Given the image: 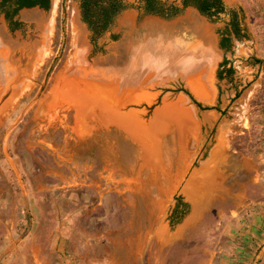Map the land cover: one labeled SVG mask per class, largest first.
Segmentation results:
<instances>
[{
    "label": "rangeland",
    "instance_id": "374dc122",
    "mask_svg": "<svg viewBox=\"0 0 264 264\" xmlns=\"http://www.w3.org/2000/svg\"><path fill=\"white\" fill-rule=\"evenodd\" d=\"M53 1L21 8L15 29L0 12V234L13 221L19 237L32 228L28 236L53 246L47 264L63 236L81 264H245V220L264 200V62L255 61L264 59V0H222L242 8L247 31L227 51L217 45L227 14L203 21L187 6L158 25L141 0H121L94 52L79 0H56L50 51L36 67ZM30 36L20 76L12 53ZM160 37L174 41L164 50L176 58L201 51L207 72L189 81L176 63L140 73L129 46L147 40L164 52ZM223 57L233 72L218 80ZM179 87L219 110L199 109ZM176 193L190 211L170 230Z\"/></svg>",
    "mask_w": 264,
    "mask_h": 264
},
{
    "label": "trees",
    "instance_id": "16d2710c",
    "mask_svg": "<svg viewBox=\"0 0 264 264\" xmlns=\"http://www.w3.org/2000/svg\"><path fill=\"white\" fill-rule=\"evenodd\" d=\"M142 9L147 14H154L162 18H171L177 15L181 9L187 6L196 8L200 14L210 20H215L220 14H227L228 20L226 26L219 31L217 45L223 51L231 48L232 38L241 39L247 36V31L242 25L243 10L241 7H227L222 0H179L180 5L171 4L165 6L160 0H141ZM38 6L44 10L50 6V0H0V12L3 13L7 25L11 29L18 28L20 22L14 18L15 14L24 7ZM125 4L121 0H79V8L82 21L91 32L90 43L93 46V52L96 51L94 37L107 30L113 22L114 16L123 8ZM256 62H264V59H255ZM233 72L232 66L227 58L223 57L218 63L215 76L218 80L227 77L230 78ZM186 93L192 103L199 109L219 110L217 105H203L191 95L187 89H176ZM238 93H235L237 96ZM158 102V99H157ZM154 104L150 106L153 107ZM196 160V159H195ZM195 160L192 165L195 164ZM173 204L167 211L166 220L170 230H173L190 211V204L184 200L180 193L173 196Z\"/></svg>",
    "mask_w": 264,
    "mask_h": 264
},
{
    "label": "crops",
    "instance_id": "0c3cea01",
    "mask_svg": "<svg viewBox=\"0 0 264 264\" xmlns=\"http://www.w3.org/2000/svg\"><path fill=\"white\" fill-rule=\"evenodd\" d=\"M256 209L250 212L251 219L245 225L243 236L248 247L242 246V249H248L246 259L242 262L245 264H264V200L258 202ZM65 224V219L62 221ZM16 221L7 226V232L0 234V264H47L49 260L46 252L53 250L50 243L35 241L30 235L31 229L26 230L25 237H19V226ZM63 227V228H62ZM60 227V233H67L66 227ZM36 229V228H35ZM33 230L34 233L37 231ZM72 234L76 233V228L71 230ZM32 238V239H31ZM244 242V243H245ZM80 250L76 241L66 243V238L60 240L56 247V264H81ZM55 257V256H54Z\"/></svg>",
    "mask_w": 264,
    "mask_h": 264
},
{
    "label": "bare ground",
    "instance_id": "6f19581e",
    "mask_svg": "<svg viewBox=\"0 0 264 264\" xmlns=\"http://www.w3.org/2000/svg\"><path fill=\"white\" fill-rule=\"evenodd\" d=\"M58 2V1H57ZM58 6V5H57ZM56 0L53 1V4H52V9L50 10V13H49V17L47 19V22H46V29H45V40H46V43L44 44V46L41 48V51L39 53V58H38V62H35V66L37 67V64H40V62L42 60H44V58H46L49 54V48L47 46V43L49 42V38L53 32V28H54V19H55V15H56ZM189 22H191V20H193L194 18L192 19H189V18H186ZM195 26H196V29H200V28H203L202 27V23L195 18ZM177 22V21H175ZM173 22V23H175ZM151 23L148 22L147 23V27H151V25H149ZM171 23V24H173ZM187 27V25H185ZM154 28L157 27V26H153ZM151 29V28H150ZM149 29V30H150ZM148 30V31H149ZM199 32V30H198ZM79 37V36H78ZM43 38V37H42ZM75 36H74V32H73V40H74ZM161 38V37H160ZM174 42L172 39H169L167 40L166 38H161L159 40V42L157 43V45H165L163 46V50L167 47L168 48H173L170 44ZM43 43V42H42ZM41 43V44H42ZM177 43H179V41H177ZM181 44V43H179ZM184 45V47H183ZM182 48L189 50V48L192 46L191 44L190 45H187V43H182ZM180 46V47H181ZM138 47V49H137ZM154 47V46H153ZM151 45V43L149 41H142L141 45H136L134 44L133 46H129V49L131 51V53L133 52H136L134 54V60H136V65H138V68H139V72L143 74H147L148 71H151L153 69H156L157 67L159 68H162L164 69L165 67H170V68H175V64L178 63L180 68H182V72L183 74L188 78L189 81H191V78H194V77H191L190 75H193V73L195 72H199L200 69L199 68H203L205 66H208L209 68V60H208V64H207V60L205 61L204 60V57L200 51V54L198 56H194L191 54L190 51H187V55H185L184 57L182 58H176L175 55H174V50H172L171 52L167 51V50H164V52L162 50H154ZM7 49V48H6ZM173 55V56H172ZM203 57V58H202ZM175 59V60H173ZM174 61V62H173ZM176 61V62H175ZM34 66V65H33ZM201 66V67H200ZM158 68V69H159ZM204 69V68H203ZM160 70V69H159ZM94 71V70H93ZM138 72V73H139ZM204 72H207V70H203V72L201 71L199 73L200 77L202 74H204ZM105 73V72H104ZM109 73V72H108ZM103 76V75H102ZM107 76V74H106ZM194 76V75H193ZM109 78V77H108ZM104 79V77L102 78ZM100 80H101V77H100ZM106 83V82H104ZM109 83V82H108ZM107 84V83H106ZM22 90V89H21ZM100 91V90H99ZM198 94L200 95L201 93H199V91H197ZM250 92V91H249ZM207 93H203L202 95L204 96H207L206 95ZM64 95V94H63ZM250 95V94H249ZM18 97V96H17ZM208 98V96H207ZM226 127V126H225ZM228 127V126H227ZM229 128V127H228ZM224 129V128H223ZM232 129V128H231ZM234 130V129H233ZM223 132V131H222ZM224 135V134H223ZM228 135V134H227ZM230 136V135H229Z\"/></svg>",
    "mask_w": 264,
    "mask_h": 264
},
{
    "label": "water",
    "instance_id": "95a60500",
    "mask_svg": "<svg viewBox=\"0 0 264 264\" xmlns=\"http://www.w3.org/2000/svg\"><path fill=\"white\" fill-rule=\"evenodd\" d=\"M33 7H38V6H33ZM190 7H192V6H190ZM24 8L28 9V8H32V7H24ZM192 9L196 12L197 16H199L200 20L209 21V19L206 16L200 14V12L196 8L192 7ZM149 15H151V17L156 18V20H160L158 25H160V23H164V22H162V20L160 19L159 16L154 15V14H149ZM171 23H173V22H171ZM158 25H157V27H158ZM183 30H184L183 33L185 36L196 35L195 33L193 34V32L191 30H188L186 28V26H184ZM202 39H204V38H202ZM33 42H34V37L30 36V40L27 41L26 45L22 46V48H20L17 53L16 52L12 53V59H15L17 62V69L19 70L18 74H20V76L26 75L27 61H28V59L31 58L32 54L34 53ZM124 43L121 42L116 46V48H119V51L121 52V55L119 54L120 58H124V56H126V49L124 48ZM7 95H8V92L6 91L5 94L1 97V100L3 101V99H5V97Z\"/></svg>",
    "mask_w": 264,
    "mask_h": 264
}]
</instances>
